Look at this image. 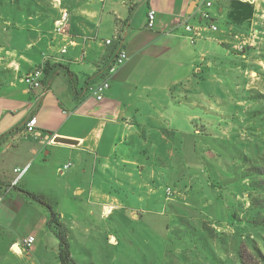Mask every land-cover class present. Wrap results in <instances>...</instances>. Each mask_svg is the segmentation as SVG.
Listing matches in <instances>:
<instances>
[{
	"label": "crops",
	"instance_id": "1",
	"mask_svg": "<svg viewBox=\"0 0 264 264\" xmlns=\"http://www.w3.org/2000/svg\"><path fill=\"white\" fill-rule=\"evenodd\" d=\"M33 1L39 8L10 23L1 44L0 236H17L22 227H29L28 237L35 235L36 240L31 248L14 238L1 240L0 264H62L59 239L48 225L49 209L25 191L43 194L54 205L59 204L52 169L63 164L57 168L63 173L77 158L82 164L80 173L91 170L92 177L71 178L73 195L86 193L88 202L102 206L105 214L113 213L121 202L112 176L103 168L108 164L117 168L119 153L132 151L129 141L135 142L139 148L134 151L140 152L152 146V136L166 139L171 121L181 116L186 122L196 119L191 91L201 76L202 61L216 42L237 46L215 36L209 24L215 23L219 31L218 21L224 19L228 25L224 33L246 43L260 38L257 27L260 19L264 21V0L250 2L255 11L246 32L236 31L235 26L242 27L243 22L230 18L226 0H215L210 22H200L192 0ZM151 8L157 10L153 28L147 26ZM65 10L69 17L58 31ZM185 22L207 27L192 42ZM110 38L112 43L106 44ZM123 48L128 58L113 74L104 98H96L93 88L107 77ZM40 65L48 67L44 87L31 88L23 77ZM186 104L188 108L183 107ZM182 109L188 112L180 113ZM33 117L38 123L35 135L25 132V124ZM195 133L188 135L194 137ZM55 136L73 138L77 143L54 142ZM127 161L122 164H142L137 159ZM26 167L16 182L15 169ZM13 244L18 246L16 251Z\"/></svg>",
	"mask_w": 264,
	"mask_h": 264
},
{
	"label": "rangeland",
	"instance_id": "2",
	"mask_svg": "<svg viewBox=\"0 0 264 264\" xmlns=\"http://www.w3.org/2000/svg\"><path fill=\"white\" fill-rule=\"evenodd\" d=\"M226 1L229 6L223 7L231 11V0ZM34 8L39 6L33 0H0V56L10 23ZM261 20L260 38L246 43L231 39L224 33L226 21H218L220 30L213 34L237 46L216 42L202 61L191 91L196 119L171 121L166 139L152 136V146L140 152L129 141L132 151L119 153L116 169L103 164L121 202L113 213L88 202L86 193L73 195L71 178L92 177L91 170L80 173L77 158L63 173L57 170L63 164L52 169L59 198L54 207L64 213L61 219L78 264H264V189L258 185L264 183ZM235 29L250 31V22ZM129 159L142 164H122ZM251 168L257 172L247 176ZM30 233L22 227L17 236L2 234L0 241L14 238L21 245Z\"/></svg>",
	"mask_w": 264,
	"mask_h": 264
},
{
	"label": "built area",
	"instance_id": "3",
	"mask_svg": "<svg viewBox=\"0 0 264 264\" xmlns=\"http://www.w3.org/2000/svg\"><path fill=\"white\" fill-rule=\"evenodd\" d=\"M241 1H248L253 2V0H241ZM215 0H199L197 2V8L194 11V14L199 18L200 22L208 21L210 22L212 20L211 15V8L214 6ZM69 17L68 11H63L62 13V20L59 24H57L58 31H62L67 20ZM156 17H157V10L154 8H151L148 11V23L147 26L149 28H153L156 23ZM185 30L190 32V38L192 42H195L197 37L201 34L202 29L206 28L207 25H201L200 27H195L190 22H185L184 24ZM209 28L212 30H217L218 27L215 23H210ZM106 44L112 43V38L107 39L105 41ZM128 58L127 51L123 48L120 50L118 56H116L114 62L110 65L108 70V75L105 79L100 81L95 85L93 88V94L98 99L104 98L105 92L110 87V80L113 76V74L118 70V68L125 62V60ZM44 76H45V65H40L36 67L35 69L29 71L25 76L23 77V81L31 88H43L44 87ZM38 99V98H37ZM37 117L31 118L26 124H25V132L27 134L35 135L37 134ZM28 167V166H27ZM26 168H16L15 172H17L16 182L18 179L23 175V173L27 170ZM68 167V165H66ZM36 240L35 235H30L24 240V244L27 248H31V246L34 244ZM13 249L16 251L18 249L17 244H13Z\"/></svg>",
	"mask_w": 264,
	"mask_h": 264
},
{
	"label": "trees",
	"instance_id": "4",
	"mask_svg": "<svg viewBox=\"0 0 264 264\" xmlns=\"http://www.w3.org/2000/svg\"><path fill=\"white\" fill-rule=\"evenodd\" d=\"M19 0H16L18 2ZM255 8L254 5L250 2H245L241 0H231V11L229 16L232 20L246 21L253 17ZM47 66L45 70H47ZM257 172L255 169L251 168L246 172V175H252ZM259 188L264 189V183H258ZM25 193L34 201H37L45 205L50 211V219L48 225L53 229L54 233L59 239V259L62 264H78L77 261L73 258L70 249L69 242V229L65 223L61 220V215L58 213L54 207L52 201L48 200L43 194L25 191ZM257 206H261V203H258ZM262 224V223H261ZM264 224V223H263Z\"/></svg>",
	"mask_w": 264,
	"mask_h": 264
},
{
	"label": "water",
	"instance_id": "5",
	"mask_svg": "<svg viewBox=\"0 0 264 264\" xmlns=\"http://www.w3.org/2000/svg\"><path fill=\"white\" fill-rule=\"evenodd\" d=\"M198 1L199 0H192V3H191L192 8H194L197 5ZM54 142L64 143V144H75V143H77V140H75L73 138L63 137V136H55Z\"/></svg>",
	"mask_w": 264,
	"mask_h": 264
}]
</instances>
